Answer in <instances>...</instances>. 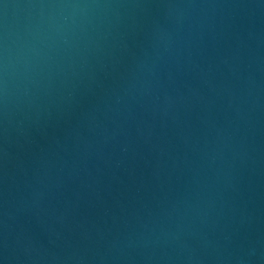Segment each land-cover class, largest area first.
Segmentation results:
<instances>
[{"label": "water", "instance_id": "obj_1", "mask_svg": "<svg viewBox=\"0 0 264 264\" xmlns=\"http://www.w3.org/2000/svg\"><path fill=\"white\" fill-rule=\"evenodd\" d=\"M101 2L0 97V264H264V0Z\"/></svg>", "mask_w": 264, "mask_h": 264}, {"label": "clouds", "instance_id": "obj_2", "mask_svg": "<svg viewBox=\"0 0 264 264\" xmlns=\"http://www.w3.org/2000/svg\"><path fill=\"white\" fill-rule=\"evenodd\" d=\"M13 9V22L0 35L4 99L27 94L46 68L88 42L108 21L111 5L101 0H35Z\"/></svg>", "mask_w": 264, "mask_h": 264}]
</instances>
